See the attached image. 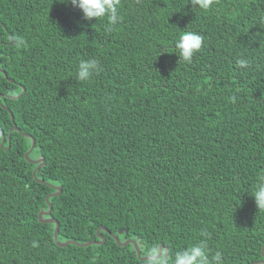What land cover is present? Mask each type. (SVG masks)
<instances>
[{
	"label": "trees",
	"instance_id": "trees-1",
	"mask_svg": "<svg viewBox=\"0 0 264 264\" xmlns=\"http://www.w3.org/2000/svg\"><path fill=\"white\" fill-rule=\"evenodd\" d=\"M119 13L108 31L60 0H0V264H144L161 246L172 264L202 240L222 264L264 260L251 194L264 175V0H120ZM184 31L204 38L191 62L176 54ZM88 59L100 71L77 81ZM24 133L45 160L36 176ZM56 187L58 240L101 241L104 228L103 243L55 242L39 213Z\"/></svg>",
	"mask_w": 264,
	"mask_h": 264
},
{
	"label": "clouds",
	"instance_id": "clouds-1",
	"mask_svg": "<svg viewBox=\"0 0 264 264\" xmlns=\"http://www.w3.org/2000/svg\"><path fill=\"white\" fill-rule=\"evenodd\" d=\"M61 3L69 4L78 8L83 14V20L97 22L101 18L108 21V31L119 23L121 17L119 13L120 0H60ZM192 9L207 10L213 4V0H190ZM204 38L195 31H184L175 41L177 55L180 61L191 62L194 53L199 51L203 45ZM17 46L23 43L17 40ZM240 68H247L249 62L246 59L237 60ZM100 71L99 62L95 59L81 60L76 69L75 78L77 81H87L95 72ZM234 99V98H233ZM259 210H264V175L260 177L255 188L251 192ZM163 253L159 248L153 247L149 251L148 258L144 264H168L166 259H162ZM172 264H222V257L219 252L210 259L209 249L206 241H199L182 251L175 253Z\"/></svg>",
	"mask_w": 264,
	"mask_h": 264
},
{
	"label": "water",
	"instance_id": "water-1",
	"mask_svg": "<svg viewBox=\"0 0 264 264\" xmlns=\"http://www.w3.org/2000/svg\"><path fill=\"white\" fill-rule=\"evenodd\" d=\"M24 92H25V89H24ZM1 97V96H0ZM11 113V116H12V119H13V114L12 112ZM13 131H20V129L17 127V125L15 124L14 127L10 130L9 134H8V140H9V145L7 146V149L10 147L11 143H10V138H11V133ZM3 134V139H2V142H1V145L4 146V143L6 141V134L5 133H2ZM26 136L28 137H31L32 138V145H31V148L28 150V152H26V158L28 161L30 162H33L35 164H37V167L35 168V170L33 171V174L34 176H36V172L40 169L41 166H43L45 164V160L44 158L40 157V158H37V159H30L29 158V155L30 153L33 151L34 147H35V139L27 134V133H24ZM57 188V192L55 193H50L47 197H46V201L49 205V210L45 211V210H41L40 213H39V220L41 222H45V223H55L56 224V227H55V231H54V239H55V242L61 246V247H64V246H67L68 244H75V245H80V246H88V245H92V244H96V243H103L105 241V238L104 236L100 233L101 229H104V228H101L100 230H98V235L100 238H102L101 241H96V240H93V241H89V242H86V243H79L77 241H65V242H61L58 240V232H59V222L50 216L51 212H52V209H53V206L50 202V197L52 196H55V195H58L60 194L62 188L61 187H56ZM47 216V217H45ZM106 230V229H105ZM108 231V230H106ZM123 233V229H120L119 230V234H122ZM112 236L115 237L116 241L122 245V246H127L129 244H133L134 247H135V250L137 251V254L139 257H141V249L139 247V245L137 244V242L131 238H128L126 239L124 242H120L118 236L116 234H111ZM160 251L163 253V250H164V246H161L160 248ZM165 255H164V259H166L167 257V252H168V248L165 249ZM262 251H263V256H264V245H263V248H262ZM148 258V255L147 256H143V259H147ZM258 263H264V260H261V261H258V262H253L251 264H258Z\"/></svg>",
	"mask_w": 264,
	"mask_h": 264
}]
</instances>
